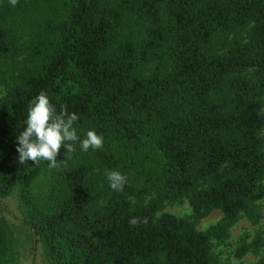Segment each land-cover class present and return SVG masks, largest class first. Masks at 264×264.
Masks as SVG:
<instances>
[{
	"label": "trees",
	"instance_id": "1",
	"mask_svg": "<svg viewBox=\"0 0 264 264\" xmlns=\"http://www.w3.org/2000/svg\"><path fill=\"white\" fill-rule=\"evenodd\" d=\"M41 91L103 148L20 164ZM11 192L48 264H221L214 246L264 201V0H0V201ZM184 200L188 215L157 214ZM262 242L240 236L232 255Z\"/></svg>",
	"mask_w": 264,
	"mask_h": 264
},
{
	"label": "clouds",
	"instance_id": "2",
	"mask_svg": "<svg viewBox=\"0 0 264 264\" xmlns=\"http://www.w3.org/2000/svg\"><path fill=\"white\" fill-rule=\"evenodd\" d=\"M19 0H9L11 6H17ZM79 120V116L73 112L69 113L67 107L62 105L57 112L56 107L50 102L47 94L41 91L33 100L30 101L28 114L25 120V127L17 137L19 153V163L24 164L28 161L35 166L42 162H47L51 168L60 166L57 156L61 148L68 153L75 152V143L80 142V148L84 152L89 150L97 151L103 148L104 138L94 130L86 133V138L80 140L74 124ZM65 162V161H64ZM109 182V187L114 192H123L127 184V177L116 170H109L105 173ZM130 204H136L135 198H129ZM130 226H147V218H130Z\"/></svg>",
	"mask_w": 264,
	"mask_h": 264
},
{
	"label": "rangeland",
	"instance_id": "3",
	"mask_svg": "<svg viewBox=\"0 0 264 264\" xmlns=\"http://www.w3.org/2000/svg\"><path fill=\"white\" fill-rule=\"evenodd\" d=\"M0 219H3L6 225L7 240V261L9 264H48L43 258L38 244L32 245V237L25 225L21 223L22 214L18 207V201L15 192H11L1 199ZM258 209L261 217L256 223H250L246 218L239 217L230 228L229 237L224 244L214 246V251L219 253L221 264H235L239 261L249 264L260 257H264V201L258 202ZM160 212L171 213L175 216H186L190 212L187 202L184 200L173 205H165ZM220 216L217 210L211 211L205 217L201 218L196 225L197 229H204L216 221ZM262 231L263 242L257 253L248 252L241 258H235L232 255L233 247L240 236H247L250 240L257 231ZM33 247V248H32Z\"/></svg>",
	"mask_w": 264,
	"mask_h": 264
}]
</instances>
